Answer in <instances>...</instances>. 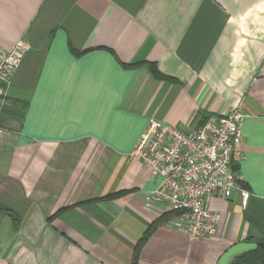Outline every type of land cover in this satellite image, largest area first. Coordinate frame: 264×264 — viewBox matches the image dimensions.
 Returning <instances> with one entry per match:
<instances>
[{
    "label": "crops",
    "instance_id": "obj_1",
    "mask_svg": "<svg viewBox=\"0 0 264 264\" xmlns=\"http://www.w3.org/2000/svg\"><path fill=\"white\" fill-rule=\"evenodd\" d=\"M27 51L0 82V264H132L160 179L133 156L151 118L185 131L241 106L251 196H214V235L167 219L138 264H218L264 239V0H0V46ZM156 63V76L146 66ZM117 194L113 198L105 196Z\"/></svg>",
    "mask_w": 264,
    "mask_h": 264
},
{
    "label": "built area",
    "instance_id": "obj_2",
    "mask_svg": "<svg viewBox=\"0 0 264 264\" xmlns=\"http://www.w3.org/2000/svg\"><path fill=\"white\" fill-rule=\"evenodd\" d=\"M26 51L23 41L9 50L0 46V82L10 83ZM246 117L244 109L235 106L228 114L211 115L189 131L151 118L132 153L160 179L158 187L147 193V205L165 203L177 212L168 223L193 239L216 232L220 213L209 208L210 198H229L238 190L245 208L251 196L240 184L244 182L240 172L233 168L246 157L241 131Z\"/></svg>",
    "mask_w": 264,
    "mask_h": 264
},
{
    "label": "trees",
    "instance_id": "obj_3",
    "mask_svg": "<svg viewBox=\"0 0 264 264\" xmlns=\"http://www.w3.org/2000/svg\"><path fill=\"white\" fill-rule=\"evenodd\" d=\"M146 66L148 67V69L151 70V72L153 74H155L156 76L160 77V78H164V79H169L168 76L162 74L160 72V70L158 69L156 63L154 62H148V61H140V62H134L131 64H127L126 67H139V66ZM211 116V114L207 115L202 123L204 124L209 117ZM234 170H236L237 172H240V165L239 163H234L233 165ZM240 184L243 187H247L243 182H240ZM117 196V194H111L108 196H105V198H113ZM0 211H4L7 212L15 221L16 226L19 225L20 223V219L17 217L16 212H14L13 210L0 205ZM177 214V212L174 211H170V213H166L163 216H161L160 219L156 220L155 222L149 224L147 230L145 231L144 235L141 237V239L139 240V242L136 244L135 248H134V252H133V259H132V264H138V257H139V253L141 251V248L143 247L144 243L148 240V238L155 232V230L157 229V227L163 223L164 221H166L167 219H171L173 217H175ZM258 241H262L264 242V239L261 238L257 241L254 242H258ZM232 264H264V249H258L255 251H251L248 252L244 255H242L241 257L235 259Z\"/></svg>",
    "mask_w": 264,
    "mask_h": 264
},
{
    "label": "water",
    "instance_id": "obj_4",
    "mask_svg": "<svg viewBox=\"0 0 264 264\" xmlns=\"http://www.w3.org/2000/svg\"><path fill=\"white\" fill-rule=\"evenodd\" d=\"M258 249H264V242H250V241H243L238 242L232 246H230L220 257L218 264H232V262L241 257L242 255L255 251Z\"/></svg>",
    "mask_w": 264,
    "mask_h": 264
}]
</instances>
